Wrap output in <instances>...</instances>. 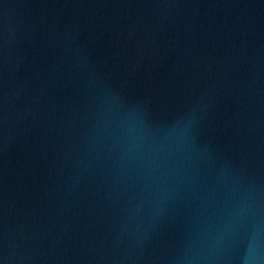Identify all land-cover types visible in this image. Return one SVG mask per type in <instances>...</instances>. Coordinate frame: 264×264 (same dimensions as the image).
Returning a JSON list of instances; mask_svg holds the SVG:
<instances>
[{"label": "water", "instance_id": "water-1", "mask_svg": "<svg viewBox=\"0 0 264 264\" xmlns=\"http://www.w3.org/2000/svg\"><path fill=\"white\" fill-rule=\"evenodd\" d=\"M0 264H264V0H0Z\"/></svg>", "mask_w": 264, "mask_h": 264}]
</instances>
